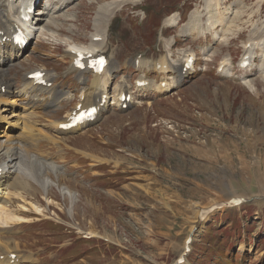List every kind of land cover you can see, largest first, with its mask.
<instances>
[{"label": "rangeland", "instance_id": "1", "mask_svg": "<svg viewBox=\"0 0 264 264\" xmlns=\"http://www.w3.org/2000/svg\"><path fill=\"white\" fill-rule=\"evenodd\" d=\"M104 1L108 0L77 2L76 30L72 33L76 42L87 43L94 11ZM123 1L108 25L113 35L126 39L116 43L117 55L131 53L139 46V40L129 31L131 28L144 35L151 53L158 56L162 53L158 46L163 41L152 25L162 27L163 20L176 13L179 20L181 17L180 31L191 12L203 9L202 0ZM224 1L217 10L221 13L225 5L230 8L228 21L219 25L225 30L224 34L218 33L217 40L221 42L212 43L211 30L206 33L195 30L187 37L181 36L178 47L172 48L174 56L180 58L190 47L204 64L203 48L211 43L219 47L204 71L196 68L188 79L178 78V83L181 82L177 92L171 95L139 91L138 99L156 102H145L126 114L102 115L84 136L83 132L67 139L71 149L59 142L61 148L53 150L55 146L49 141L39 140L40 148L53 150V157L63 165L64 178L57 180L56 172L52 175L36 168L31 149H26L27 160H31L29 166L24 165L19 183L10 180L18 187L10 191V196L6 194L2 202L8 208L1 210L12 213L6 216L9 229H13L9 220L28 222L19 225L22 239L11 242L0 237L4 243L0 246L2 254L17 251L22 244L26 264H175L184 254L191 235L190 262L186 264H264V74L256 69L247 71L253 74L254 78H249L256 86L251 90L235 79L222 81L214 70L224 53L238 58L243 43L253 33L257 35L255 29L264 25L261 24L264 0H229L230 4ZM233 2L235 5H231ZM138 10L150 14V18L140 20ZM183 17L187 18L184 22ZM162 31L168 37L173 28L170 25ZM48 37L40 38L42 42L35 51L28 49L29 56L16 65L15 71L5 67L8 61L3 63L0 57V84L6 85V81L1 82L6 75L17 86V80H22L37 65L57 71L53 78L59 83L70 60L61 63L55 59L65 53L64 39ZM259 37L264 41L263 35ZM48 46L50 50L46 52ZM26 53L21 52L24 54L21 58ZM259 70L264 72V68ZM127 72L131 74L133 70ZM236 75L241 80L248 77L240 72ZM89 81L84 83L75 78L72 85L80 90ZM66 113L65 109L56 112L39 109L36 119L43 127L34 128L53 135L52 122L65 118ZM73 148L87 150L89 154L83 158ZM96 164H104L106 168L100 171L94 167ZM79 170L93 174L96 185H86L78 179ZM47 175L58 184L53 182L47 192L36 181L32 185L31 177L50 182ZM62 185L73 189L75 201L62 193ZM235 196L244 197L245 201L228 205ZM215 204V209L200 220L201 207L204 210ZM0 217V223L5 221L4 216ZM46 217L43 223L37 219ZM18 259L21 260V255Z\"/></svg>", "mask_w": 264, "mask_h": 264}, {"label": "bare ground", "instance_id": "2", "mask_svg": "<svg viewBox=\"0 0 264 264\" xmlns=\"http://www.w3.org/2000/svg\"><path fill=\"white\" fill-rule=\"evenodd\" d=\"M37 1L38 0H0V33L2 34L0 35V41H3L4 38L6 37L5 43H3V45L0 44V55H1L0 57H3L4 63L9 61L10 58L16 59L17 57H19V54L23 50V48L22 47L20 48L18 45H16L13 42V39L11 38L13 32L18 28H21L26 31L30 39L28 43H31L34 40V38L36 39L39 35H41L40 38L46 35H50L54 37L60 34V32H62L63 30H67L71 34L67 33L66 36L64 35L66 41H68L69 43V46L66 50L67 53L72 57H74L75 55L74 51L79 50L78 48H86L93 46L94 48H97L100 51L101 48L103 47V44L106 41L107 28L110 23L111 17L125 2L123 0H108V1L100 2L98 4V8L95 12L96 15L92 20L93 31L90 34V41L88 46L85 47L82 45L75 44V39H74L75 36L73 35L74 34L73 31L76 30V25H75V19L77 17L76 12L79 9L77 0H46L43 7L37 8L34 13H28L27 15H29L30 18L28 20H23L22 19L23 12L26 10L27 6L29 5L30 7H32L33 5L36 4ZM87 1L93 2L95 0H87ZM139 1L141 0H133V2H139ZM221 2H223V0H204L205 12L206 14H209L207 18V23L211 24V27H214L216 25L217 26L223 25L228 21L227 10L230 8V5H225L220 13V11H218L217 9L219 8V4ZM231 5H235V2H233ZM210 10L211 11L217 10V11L215 13H211ZM199 14L200 13H196V11H193L191 13L193 17H191L188 20L186 25H192L194 18ZM171 19L172 16L165 19V22L168 23ZM255 32H257V35L253 33L249 37L248 41H246L243 44L245 49V56H246L244 57V60H249L250 62L254 57L255 48L258 42L259 43L261 42V40H259L260 38L259 35L264 36V25H262V27L260 26L258 29H255ZM215 35L217 36V32H215ZM96 36L103 37V40L100 41L99 38L93 40L94 37ZM8 47H12V51L10 52V54L7 51ZM217 50L214 51V54L217 53ZM259 56L261 62L259 63L258 67L260 69H263L264 41ZM229 59L230 57L229 55H227L222 60L221 63L222 66L228 65L225 67L226 73L224 75L227 77H233L235 76V72L233 71V69L230 72L231 63ZM12 64L14 65L15 63ZM34 70L35 69L29 72H32ZM29 72H27V74ZM27 74L23 78L24 82L21 84L19 88L14 87V84L9 80H7V78L5 77L6 75L4 76L3 79H1V82L6 81L5 84L9 88L8 89L9 94L0 96V127L2 126L3 122H5L8 129H10L14 125L18 126L20 129H23V131L16 134L17 141H15L16 140L15 135L11 130L3 134V137H5L6 140L5 145L4 142L0 140V158H2L3 156L5 157L4 158L5 160L0 161V166L3 168V172L0 175V192L1 194H5V196L7 195L10 196L11 194L8 191L6 195V191L8 190V181H9V187L11 184L10 180H13L14 183H19L20 174L24 173V168H25L24 165L26 164L27 166L28 161H31V160H27V154H26L27 146H25L24 143L28 139L33 138L32 133H34V135L36 136L34 129L40 131V133L43 136H46V134L42 132V128H34L29 123V121L24 119V117L25 116L27 117L29 115L28 113L32 111L31 98H29L27 94L31 93L32 90L36 89L35 85L27 76ZM105 75L106 78H109V74L107 71L105 72ZM101 79L98 76V74H96L95 79L92 83V88L95 89L99 88L100 83H102L105 87L109 85L107 80H101ZM241 83L245 84L251 90H255L256 88L252 78L243 77ZM84 97H86V94L84 95ZM17 103H20L22 105L21 109L23 110V113H21L19 110L12 109L13 105ZM55 128L57 129L58 127L56 126ZM50 182H52V179ZM48 184L49 181L42 180L40 186L43 187L45 191H47V189L49 188ZM62 193L71 197L72 202L75 201L74 198L76 197V193L73 191V189H70L69 187H65V190L62 191ZM1 196L0 199L2 198ZM202 209L203 208L201 207L200 210ZM11 215H12L11 212L6 213L7 217H10ZM196 224L197 223L195 220L194 225ZM3 244L4 243L0 241V246H3ZM10 244H8L7 247H9ZM13 252L16 253L15 257H12L11 255ZM5 253L6 254L4 255V258L0 259V264H18V262L21 261L18 259L20 258V255L16 251L8 250Z\"/></svg>", "mask_w": 264, "mask_h": 264}]
</instances>
